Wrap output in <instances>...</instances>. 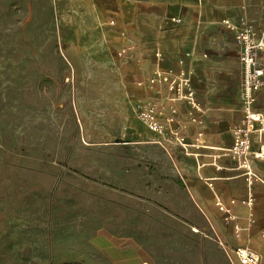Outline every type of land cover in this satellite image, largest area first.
I'll return each instance as SVG.
<instances>
[{"label":"crops","instance_id":"obj_1","mask_svg":"<svg viewBox=\"0 0 264 264\" xmlns=\"http://www.w3.org/2000/svg\"><path fill=\"white\" fill-rule=\"evenodd\" d=\"M121 5L127 64L145 74L144 67L156 66L159 50L162 67L189 72L197 107L186 100L174 103L165 83L141 86L142 79L133 77L122 82L128 117L138 122L125 127V141L92 143L93 172L81 162L87 264H237L239 246L250 247L264 264V182L248 187L228 152L243 115L242 73L234 37L223 23L262 26L264 0ZM253 107L264 124V88ZM116 134L113 129L105 135ZM251 142L264 148V133L253 132ZM102 151L109 152L108 161H102ZM252 160L264 177V159ZM218 201L235 214L233 220L225 219ZM93 248L100 251L99 262Z\"/></svg>","mask_w":264,"mask_h":264},{"label":"rangeland","instance_id":"obj_2","mask_svg":"<svg viewBox=\"0 0 264 264\" xmlns=\"http://www.w3.org/2000/svg\"><path fill=\"white\" fill-rule=\"evenodd\" d=\"M88 1L0 0V264H87L81 162L93 172L92 143L139 120L122 82L155 65L127 64L122 0Z\"/></svg>","mask_w":264,"mask_h":264},{"label":"built area","instance_id":"obj_3","mask_svg":"<svg viewBox=\"0 0 264 264\" xmlns=\"http://www.w3.org/2000/svg\"><path fill=\"white\" fill-rule=\"evenodd\" d=\"M172 20L177 21L175 18ZM114 22V19H110L109 23L115 24ZM223 23L234 37L242 73L239 90L243 115L232 129L233 144L228 148V152L236 160L248 187H251L255 181L264 182V177L253 169L252 160L264 159V148L255 149L251 142L253 132L264 133L262 117L253 107L256 92L264 88V24L257 27L252 22L239 23L230 19H223ZM155 57L157 63L153 72L146 80H138L137 84L142 86L165 83L174 103L186 100L192 107H197L189 72L183 67L179 69L171 66L162 67L163 56L160 51L155 53ZM182 62L181 60L179 63ZM250 197L245 200L247 203H250ZM217 205L225 213L226 220L235 218V214L223 202L218 201ZM240 229L239 225L233 226L236 236H239ZM235 255L241 264H259L260 261L258 253L246 246L236 247Z\"/></svg>","mask_w":264,"mask_h":264},{"label":"bare ground","instance_id":"obj_4","mask_svg":"<svg viewBox=\"0 0 264 264\" xmlns=\"http://www.w3.org/2000/svg\"><path fill=\"white\" fill-rule=\"evenodd\" d=\"M58 1V3L60 4L61 7H66V6H70L73 9L75 8H79L80 6H84V8H86L87 10H89V6H88V0H56V2ZM10 67H14L13 65H11Z\"/></svg>","mask_w":264,"mask_h":264}]
</instances>
